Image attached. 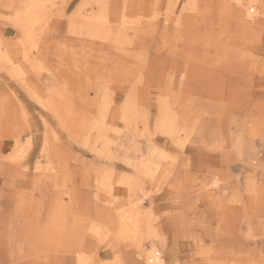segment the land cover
<instances>
[{"label":"rangeland","instance_id":"rangeland-1","mask_svg":"<svg viewBox=\"0 0 264 264\" xmlns=\"http://www.w3.org/2000/svg\"><path fill=\"white\" fill-rule=\"evenodd\" d=\"M106 1L0 0V264H264V0Z\"/></svg>","mask_w":264,"mask_h":264},{"label":"bare ground","instance_id":"bare-ground-1","mask_svg":"<svg viewBox=\"0 0 264 264\" xmlns=\"http://www.w3.org/2000/svg\"><path fill=\"white\" fill-rule=\"evenodd\" d=\"M88 1V0H87ZM96 2H97V4H98V6H101L100 8H105V5H108L110 2H108V1H106V0H96ZM25 3V2H24ZM49 3V2H48ZM89 3H91L90 1H89ZM88 3V4H89ZM92 3H93V1H92ZM235 3V2H234ZM27 5H24L25 7H24V12H21L25 17H28V19L30 18V16H31V14L32 13H35V11H37L38 10V8L41 6V0H28V2L26 3ZM255 4V3H254ZM254 4L253 3H251V1H250V3L248 2V3H246L245 2V5L243 4V3H240V4H237L238 6H241V7H243L244 9H239V10H237L241 15H244V16H246V17H250V15H251V11H253L254 9H252L253 7L251 6V5H253L254 6ZM50 5H52V4H50ZM89 5H91V4H89ZM235 5H236V3H235ZM44 7V6H43ZM52 7V6H51ZM85 7V6H84ZM41 8V7H40ZM50 8V7H49ZM109 8V7H108ZM51 9V8H50ZM109 9H112V7L111 8H109ZM46 10V9H45ZM76 10V9H75ZM79 10V9H78ZM81 10V9H80ZM83 10V9H82ZM81 10V11H82ZM105 10V9H104ZM39 11V10H38ZM37 11V12H38ZM42 11V10H41ZM47 11V10H46ZM98 11V10H97ZM44 12V11H43ZM99 12V11H98ZM124 13V12H123ZM101 14V13H100ZM104 14H106V11H105V13ZM104 14H103V16H104ZM21 15V14H20ZM49 15V14H48ZM13 16H15V15H13ZM35 16V15H34ZM102 16V17H103ZM101 17V15H99V13L98 14H94V13H89V14H87V15H85V16H81V21H82V23H84V25H86V23L87 24H90V25H92V24H95V26L96 25H98L99 24V22H104V20H102L103 18ZM44 18V17H43ZM251 19V18H250ZM19 20V19H18ZM26 20V19H25ZM36 20H38V19H36ZM125 21V20H124ZM123 21V22H124ZM105 23V22H104ZM35 24V23H34ZM30 25V24H29ZM17 26H18V24H17ZM19 28V27H18ZM112 28V27H111ZM21 30H22V28H21ZM33 30V29H32ZM107 30V29H106ZM109 30V29H108ZM132 31V30H131ZM23 32H24V30H23ZM38 32H39V30H38ZM109 32H110V30H109ZM104 33H106L105 31H104ZM29 45V44H28ZM30 46V45H29ZM35 52V51H34ZM104 55V54H103ZM33 58V57H32ZM93 59V58H92ZM17 71H19V69L17 70ZM210 94H211V92H210ZM35 96V95H34ZM118 99V98H117ZM116 100V99H115ZM133 106V105H132ZM136 106V105H135ZM109 108V107H108ZM105 109H106V107H105ZM123 109H125V108H123ZM127 110V109H126ZM130 110V109H129ZM108 111V110H107ZM125 112V111H124ZM130 113V112H129ZM127 114V113H126ZM131 114V113H130ZM161 115V114H160ZM162 115H164L163 113H162ZM173 115V114H172ZM175 115V114H174ZM126 116V115H125ZM135 117V116H134ZM162 117V116H161ZM173 117V116H172ZM146 118V117H145ZM125 119V118H124ZM171 119H173V118H171ZM135 120V119H134ZM140 120V119H139ZM143 120V119H142ZM160 120L162 121V120H164L165 121V118L164 117H162V119L160 118ZM167 120V119H166ZM94 121V120H93ZM168 121H166V123H167ZM93 123V122H92ZM130 123V122H129ZM156 123H158V122H156ZM162 123V122H161ZM168 123H170V122H168ZM124 124V123H123ZM163 124V123H162ZM168 125V124H167ZM175 125V124H174ZM161 126H163V125H161ZM131 127V126H130ZM144 127V126H143ZM132 128V127H131ZM163 128V127H162ZM165 128V127H164ZM163 128V129H164ZM138 129V128H137ZM161 129V128H160ZM168 128H166V130H167ZM165 130V129H164ZM165 130V131H166ZM168 131H170L169 129H168ZM170 133V132H169ZM169 133H166V134H169ZM85 134H86V132H85ZM98 134V133H97ZM136 134H137V132H136ZM172 134V133H171ZM178 138V137H177ZM98 141V140H97ZM179 141V140H178ZM103 142V141H102ZM178 144V143H177ZM180 144V143H179ZM107 145V144H106ZM182 147V146H181ZM108 150V149H107ZM93 151V150H92ZM105 151V150H104ZM102 152V151H101ZM109 152V151H108ZM154 152V151H153ZM98 153V152H97ZM103 153V152H102ZM100 155V154H99ZM107 155V154H106ZM152 167V166H151ZM158 167V166H157ZM125 185V184H124ZM128 186V185H127ZM112 187V186H111ZM129 187V186H128ZM127 187V188H128ZM106 188V187H105ZM126 188V187H125ZM128 190H129V192H132V189H130V187L128 188ZM117 195V194H116ZM134 195V194H133ZM134 197H135V195H134ZM133 197V198H134ZM113 198V199H112ZM111 199L113 200V201H117L118 199H117V197H112ZM111 200V201H112ZM112 201V202H113ZM127 203V202H126ZM111 205H112V203H110ZM114 204V203H113ZM115 204H116V202H115ZM114 204V205H115ZM128 205H129V211H127L126 210V212H134L135 214H137L136 216H139V207H138V205H137V203L134 201V200H130L129 199V201H128ZM126 212H122V213H126ZM142 213H140V215H141ZM134 216V215H133ZM135 216V217H136ZM134 217V218H135ZM122 218V217H121ZM128 218V217H127ZM119 219V218H118ZM130 219H133V217H132V215H131V218ZM137 219V218H136ZM127 221H129V220H127ZM132 223V222H131ZM125 225V224H124ZM136 225H138V224H136ZM123 227V226H122ZM120 228V227H119ZM139 228V227H138ZM95 229V228H94ZM100 229V228H99ZM155 230V229H154ZM110 233V232H109ZM150 233V232H149ZM153 234V233H152ZM100 235V234H99ZM132 236V235H131ZM127 238V237H126ZM135 240V239H134ZM138 240V239H137ZM140 241V240H139ZM105 242V241H104ZM138 244V243H137ZM171 247V246H170ZM140 249V252H137V256H138V258L141 260V261H144V263H142V264H166L165 263V260H164V258H163V256H161L160 255V252H158L156 249H159L158 248V243L157 242H150V244H149V246H147L146 248H144L143 246H141V247H139ZM168 259V258H167ZM79 261H80V259H79ZM140 261V262H141ZM86 262L84 261V260H82V261H80L79 262V264H85Z\"/></svg>","mask_w":264,"mask_h":264}]
</instances>
